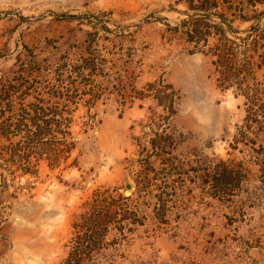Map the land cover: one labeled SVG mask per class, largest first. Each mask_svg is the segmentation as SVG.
<instances>
[{
  "label": "rangeland",
  "instance_id": "1",
  "mask_svg": "<svg viewBox=\"0 0 264 264\" xmlns=\"http://www.w3.org/2000/svg\"><path fill=\"white\" fill-rule=\"evenodd\" d=\"M0 264H264V0H0Z\"/></svg>",
  "mask_w": 264,
  "mask_h": 264
},
{
  "label": "water",
  "instance_id": "2",
  "mask_svg": "<svg viewBox=\"0 0 264 264\" xmlns=\"http://www.w3.org/2000/svg\"><path fill=\"white\" fill-rule=\"evenodd\" d=\"M132 187V184L130 182H126L122 188V193L126 192L127 189H130Z\"/></svg>",
  "mask_w": 264,
  "mask_h": 264
}]
</instances>
